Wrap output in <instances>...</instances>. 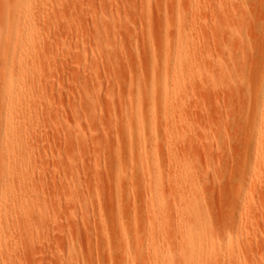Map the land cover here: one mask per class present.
I'll use <instances>...</instances> for the list:
<instances>
[{
    "label": "rangeland",
    "instance_id": "374dc122",
    "mask_svg": "<svg viewBox=\"0 0 264 264\" xmlns=\"http://www.w3.org/2000/svg\"><path fill=\"white\" fill-rule=\"evenodd\" d=\"M262 97L264 0H0V264H264Z\"/></svg>",
    "mask_w": 264,
    "mask_h": 264
},
{
    "label": "bare ground",
    "instance_id": "6f19581e",
    "mask_svg": "<svg viewBox=\"0 0 264 264\" xmlns=\"http://www.w3.org/2000/svg\"><path fill=\"white\" fill-rule=\"evenodd\" d=\"M233 24V23H232ZM231 60V59H230ZM229 60V61H230ZM228 61V60H227ZM226 61V62H227ZM227 65V64H226ZM256 104H255V108H254V114L256 115V113L258 112V111H260V110H262L263 108H264V97H262V98H259V99H257L256 98ZM261 117V116H260ZM264 116H262V118H263ZM254 119L255 120H253L254 122H252L253 124H254V126L256 127H258L259 128V130H261V129H264V120H259L258 118H257V120H256V118L254 117ZM258 130V131H259ZM260 133H261V131H259ZM255 136V135H254ZM264 148V147H263ZM178 152V151H177ZM8 158H9V160H12L13 158H14V155L13 154H10L9 156H8ZM5 180V179H4ZM187 185H189V184H187ZM193 186V185H192ZM186 192V191H185ZM214 262V261H213Z\"/></svg>",
    "mask_w": 264,
    "mask_h": 264
}]
</instances>
